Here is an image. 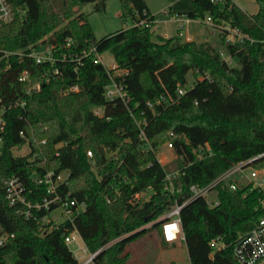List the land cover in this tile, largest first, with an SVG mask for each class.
<instances>
[{"label": "trees", "instance_id": "obj_1", "mask_svg": "<svg viewBox=\"0 0 264 264\" xmlns=\"http://www.w3.org/2000/svg\"><path fill=\"white\" fill-rule=\"evenodd\" d=\"M94 1L8 0L15 17L0 26V107L7 108L0 158V233L14 236L0 245V264H78L65 242L73 229L90 252L100 250L96 264H129L128 245L152 229L168 248L158 218L179 199L188 198L192 184L205 185L231 164L264 154V0H256L255 14L233 0H192L191 10L179 12L190 19L210 15L254 39L234 44L226 43L225 36L216 44L183 41L179 34L154 40L156 17L146 0H120L131 26L96 41L82 11ZM142 20L151 24H140ZM47 35L58 42L72 38L74 51L93 45L101 54L110 50L123 70L115 78L122 81L131 102L107 100L104 87L111 78L94 55L85 57L77 72L67 68L63 79L48 82L42 77L44 65L6 55ZM222 50L239 64H229ZM24 70L30 75L22 81ZM189 73L195 76L193 85L180 95L177 85L186 86ZM74 84L80 86L78 91L62 92ZM161 96L170 102L157 103ZM17 100L25 105L9 107ZM98 106L104 107L105 116L95 114ZM141 128L145 137L140 136ZM167 141L174 144L183 171L174 178V192L165 189L171 167L153 152ZM25 144L29 154L15 155L13 150ZM88 150L94 152L95 165ZM253 166H264V155ZM34 171L66 173L59 194L85 200L86 209L60 223L42 220L56 209L54 204L33 217L20 213L23 205L10 204L4 179L20 176L35 190L29 197L41 199L47 185L31 180ZM148 187L154 189L149 200L131 201ZM217 188L218 205L209 206L197 197L181 210L190 264H239L233 253L236 241L264 216L259 188ZM218 236L226 246L213 252L209 242Z\"/></svg>", "mask_w": 264, "mask_h": 264}, {"label": "built area", "instance_id": "obj_2", "mask_svg": "<svg viewBox=\"0 0 264 264\" xmlns=\"http://www.w3.org/2000/svg\"><path fill=\"white\" fill-rule=\"evenodd\" d=\"M15 17V12L11 8L8 0H0V26L6 23L11 22ZM171 19L174 22L180 21H189L190 18L185 16V14L175 13L171 15ZM156 21V20H155ZM154 21V23H155ZM206 23L215 26L216 28H221L225 31V40L226 43H236L242 42L244 39H250L242 30L238 27H232L226 22L222 21L217 23L214 18L210 15L206 18ZM140 24L150 25V22L142 20ZM254 41V39H250ZM264 43V39H263ZM74 46V41L72 38H66L64 42H58L51 39L49 36H45L44 39L38 41L35 44L29 45L27 48L19 51H6V55L15 54L18 55L21 59L24 57L32 58L35 63L44 65L42 72V77L45 81H50L52 78L63 79L65 75V69L73 68L75 72L78 70V66L82 63L83 59L87 56L94 55L95 60L102 62L103 60L100 57L101 53L97 51L95 45L90 46L89 48H84L81 51H74L72 47ZM221 56L232 65L234 58L228 54L225 50L221 51ZM108 74L111 78V81L105 85L104 91L107 100L120 99L126 105L131 102L128 92L125 89L122 81L116 80L115 76L122 75L123 70L119 68L114 61L110 67H107L105 64ZM29 70H24L20 74V80L25 81L29 78ZM208 77V73L205 75ZM203 78V76H200ZM193 85L182 86L180 83L177 85V93L182 95L186 92L187 87ZM38 88L40 84L36 85ZM80 86L78 84L70 85L65 87L62 92L69 93L71 91H78ZM171 98H166L161 96L156 99L157 103L168 104ZM25 105V101L17 100L11 106ZM150 106H153V103H149ZM6 107H0V158L2 155L3 144H4V132L6 129L7 120L5 118ZM96 115L103 117L105 116V111L103 106H98L94 109ZM133 115V113H131ZM21 134L24 135V132L21 131ZM141 137H145V132L141 128ZM60 143L59 145H61ZM166 147L169 149L170 154H161L159 149L153 148V152L157 160L165 165L170 163L173 160L179 159V155L175 151L174 144L170 141L166 142ZM88 157L92 160V163L95 165L94 152L92 150L87 151ZM264 154L235 162L231 164L228 168L220 172L214 179L208 182L205 185L192 184L189 187L191 195L186 199H179L174 207L168 210L163 214L161 230L164 239L168 243H174L179 240L185 239L184 233L181 226V210L182 208L191 200L197 197H203L209 204V206H215L220 203L219 199V190L217 186L219 184H224L230 190L236 191L238 189L251 186L259 188L263 193V198L261 200V205L264 208V166L255 167L253 166L254 160L262 157ZM250 168V173L248 174L246 170ZM182 171L181 168L175 170L167 171L165 174V189L174 192V178L177 177ZM238 174H244L247 179L246 182L240 177H237ZM67 175V174H66ZM64 172L56 174L53 171H46L42 174L33 172L31 174V180L35 182L36 185L45 184L47 185V195L41 199L32 200L29 196L35 192V190L30 187L20 176L12 175L4 179L6 197L9 200L11 205H23V208L19 209V212L24 214L26 217L35 216V211H39L42 208L50 209L52 204L57 205L56 209L62 208L63 213L66 216V219L72 220V218L84 211L87 207L85 200L78 201L76 199L69 198V194L62 196L58 192V187L61 182L64 181L65 176ZM128 177H124V181H127ZM154 189L148 187L147 190L143 192L135 193L132 198V202L141 200L143 196L148 195V192ZM211 192H215V198L211 199L208 195ZM152 193V194H153ZM152 194L148 195L145 200H149ZM54 209V210H56ZM53 210V211H54ZM52 211V212H53ZM51 212V213H52ZM50 213V215H51ZM50 215L43 217V223H47V220ZM14 234L2 232L0 233V245H3L7 242L8 239L12 238ZM78 237H81L77 229H73L65 237V242L68 244L78 241ZM213 252L217 249L224 248L226 246L225 240L223 237H214L209 242ZM81 250L84 252V256L78 257L76 252ZM100 251V250H99ZM90 252L88 248L82 245H79L73 253L78 260V264H96L94 258L99 253ZM234 257L239 264H264V216L261 217L255 226L245 234L241 235L240 238L236 241L233 249Z\"/></svg>", "mask_w": 264, "mask_h": 264}, {"label": "rangeland", "instance_id": "obj_3", "mask_svg": "<svg viewBox=\"0 0 264 264\" xmlns=\"http://www.w3.org/2000/svg\"><path fill=\"white\" fill-rule=\"evenodd\" d=\"M101 1H103L104 6L100 3ZM233 1L248 14H255L258 11L259 7L256 0ZM146 2L152 12L157 15L159 20L156 26L153 28L154 33L152 38L154 40H158V34L163 35L165 32H169V34L174 35L178 33L177 23L168 20L169 17L167 14H165L164 9H168L169 5H171L172 10L176 12L189 11L193 8L192 0H146ZM82 11L88 16V21L96 41L101 40L106 35L127 28L132 24L131 19L124 16V8L120 0H98L94 2H88L84 4ZM206 18L207 16L204 20L201 18H196L188 24H185V28L182 31V36L186 37L187 34H191L197 41L201 43H219L221 38L225 36V31L221 28H216L211 24H207ZM99 58L103 60V64H105L107 67H110V65L115 61L110 50L103 52ZM238 64L239 63L237 59L232 61V65L237 66ZM187 79V83L190 85L194 82L195 76L192 73H189ZM165 144L166 142L156 149H159L160 153L163 155L169 153L171 156V153ZM30 151L31 148L28 144L13 150L15 155H27ZM167 164H169V167H171L172 170L178 168L176 160H173ZM246 172L249 174L250 168H248ZM64 175H66V173H64ZM237 177H240L242 180H244V182L247 180L244 174H238ZM152 193V191H149L148 195ZM148 195L143 196L141 201H145V198ZM208 197L214 199L215 192H211ZM162 218L163 215L160 216L158 220H161ZM65 220L66 216L63 213L62 208H58L54 210L50 217L45 221L60 223ZM152 223L153 222L148 223L146 227H150ZM79 245L85 247V243L81 237H78V241L70 243L69 247L72 252H74V250H76ZM126 250L130 251L132 255L129 264H190L188 251L183 240H179L175 246H169L168 248H165L162 244V239L157 229H152L148 234L142 236L136 241L131 242ZM76 254L78 257L84 256V252L81 250H77Z\"/></svg>", "mask_w": 264, "mask_h": 264}, {"label": "crops", "instance_id": "obj_4", "mask_svg": "<svg viewBox=\"0 0 264 264\" xmlns=\"http://www.w3.org/2000/svg\"><path fill=\"white\" fill-rule=\"evenodd\" d=\"M150 8V7H149ZM150 11L152 12V10L150 9ZM164 12H165V14H167L168 15V17H169V19L168 20H170V21H172V22H174L172 19H171V15L172 14H175V13H179V12H186V11H174V10H172V8H171V5H169L168 6V9H164ZM153 13V12H152ZM153 15H155V17H156V21H155V23H154V26H153V28L156 26V24L158 23V18H157V15L155 14V13H153ZM193 19H189V21H186V20H184V21H180V22H175V23H177V30H178V33H176V34H174V35H177V34H179L180 36H181V38H182V40L183 41H187V40H194V41H196V42H199V41H197L191 34H187L186 35V37H183L182 36V31L184 30V28H185V24H188L189 22H191ZM154 30V29H153ZM174 35H172V34H169V32H165L163 35L162 34H158V37L160 38V37H171V36H174ZM158 38V39H159ZM199 43H201V42H199ZM178 241H176V242H174V243H169V245L170 246H175L176 245V243H177ZM175 244V245H174ZM185 245V244H184ZM185 247H186V245H185Z\"/></svg>", "mask_w": 264, "mask_h": 264}, {"label": "water", "instance_id": "obj_5", "mask_svg": "<svg viewBox=\"0 0 264 264\" xmlns=\"http://www.w3.org/2000/svg\"><path fill=\"white\" fill-rule=\"evenodd\" d=\"M100 3L103 4V1H101Z\"/></svg>", "mask_w": 264, "mask_h": 264}]
</instances>
